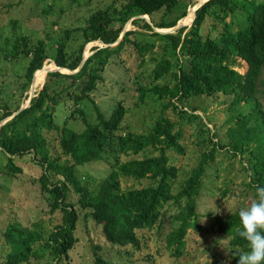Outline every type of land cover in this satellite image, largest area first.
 Returning a JSON list of instances; mask_svg holds the SVG:
<instances>
[{"label": "trees", "instance_id": "16d2710c", "mask_svg": "<svg viewBox=\"0 0 264 264\" xmlns=\"http://www.w3.org/2000/svg\"><path fill=\"white\" fill-rule=\"evenodd\" d=\"M192 1L186 0L182 6L184 9L170 20L160 18L153 21L154 12L161 8L164 12L170 11L179 0H125L116 14L96 12L82 25L62 30L61 36L55 39L52 51L44 40H30L25 35L15 40L13 53L3 52L0 48V54L4 60L18 55L27 58L24 82L20 86V92H24L33 76L32 84L38 85L44 60L49 59L55 66L74 70L81 60L85 43L93 40L112 43L123 23L132 15L146 14L154 27L170 28L185 15V6ZM235 11L242 13L244 24L231 30L225 17ZM206 17L222 22L221 30L213 37L202 32ZM131 23L150 28L143 18H134ZM74 31L81 36L76 46L70 43ZM133 33L134 30L125 31L113 46H92L74 72L47 71L41 87L29 99L28 105L0 125V152L5 158L6 169L18 171L10 156L20 157L25 153L38 156L37 162L41 167L39 189L47 194L49 211L60 212V221L46 235L16 222L7 223L0 243L1 264H39L37 260L44 253L53 260L51 264L65 259L75 240L73 231L80 209L86 211L85 215L100 227L102 237L111 244L128 245L140 250L147 246L149 238L146 232L153 229L157 250L162 247L170 255H178L187 229L198 228L195 223L198 217L196 199L216 148L227 147L224 149L231 156H238L240 161L243 157L245 161L241 168L247 176L244 186L251 188L254 196L255 186H264V117L257 101V83L264 67V0H206L194 10L188 27L181 26L173 34L153 32V35L167 39L159 46L163 52L178 51L186 56L188 70L178 66L172 72V86L157 83L136 86L137 103L145 99H168L161 105L147 131L142 133L119 132V124L126 111L121 101H117L109 115L104 116L91 96L108 59L117 54L125 43L132 41L128 35ZM153 44L142 40L134 42L139 51L148 50ZM237 58L246 63L243 73L233 68ZM172 66L170 58L156 60L151 68L152 80L168 74ZM216 92L231 95L232 110L242 105L248 111H236L229 115L226 122H232L223 138L206 126L204 130L200 128L197 143L203 150L199 151L194 165L177 184L175 155L183 154L184 147L178 141L180 131L173 130L175 122L163 116V110L171 107L177 111L181 121L190 122L197 116L177 109L170 99L175 98L179 102L185 97L209 96ZM61 98V104L69 109L58 128L53 119L55 106ZM85 101L92 103L94 118L91 121L79 106ZM17 107V100L3 98L0 102V122ZM74 114L78 117L79 129L67 124ZM50 130L59 132L58 146L62 159L49 151L43 132ZM206 143L208 147H205ZM109 148H115L117 155L124 158L119 160L114 156L111 169L98 181L96 188H87L76 176L75 167L99 160ZM121 177L140 184L122 188ZM226 191L227 186H224L220 195ZM69 192L75 195L74 200L68 198ZM238 212L239 209H234L223 216L216 211L205 214L217 232L228 236L229 244L235 251L232 253L234 264H238L239 252L248 251L247 243L236 233L240 226ZM94 263L120 264L117 261L105 263L97 255ZM141 264L157 263L148 260Z\"/></svg>", "mask_w": 264, "mask_h": 264}, {"label": "rangeland", "instance_id": "374dc122", "mask_svg": "<svg viewBox=\"0 0 264 264\" xmlns=\"http://www.w3.org/2000/svg\"><path fill=\"white\" fill-rule=\"evenodd\" d=\"M124 1L0 0L1 51L13 53V43L17 38L25 35L30 40H44L47 46H50V51H52L55 39L61 36L62 30L67 27L82 25L86 18L96 12L116 14L121 9ZM185 1L179 0V3L173 6L170 11L164 12V9L161 8L154 12L152 15L153 21L160 18L166 21L170 20L184 9L182 6ZM197 1L193 0L185 6L186 16L179 18L176 21L177 24L189 26V16ZM259 1L262 0H255V2ZM135 16L129 17L120 30L124 32L134 30L133 34L128 35V38L132 41L125 43L117 54L110 56L100 72L101 80L97 83L91 96L104 116L109 115L117 101H121L126 111L119 124V132L142 133L147 131L158 115L161 105L167 102L168 99L167 97L145 99L144 102L137 103L136 86H147L153 83L172 86L174 83L172 72L178 69V66L188 70V65L186 56L181 52L171 53L170 50L163 52L159 46L167 39L159 35H153V32L160 35L173 34L175 31L172 28L155 27L152 29L151 27L147 28L132 24V19L139 18ZM147 19L150 22L144 19L146 23L149 26L150 24L153 25L148 15ZM225 21H229L231 30H234L244 24V17L240 11H235L227 15ZM221 27V21L206 17L202 25V32L213 37L221 30ZM72 34L73 37L70 43L76 46L81 41V36L77 31ZM141 40L153 42V47L139 51L134 42ZM101 45H103L102 42L98 40L85 43L81 57L86 58L92 46L99 47ZM163 57L170 58L173 66L168 74L154 81L152 80L151 68L156 60ZM26 63L27 58L22 55L4 60L0 54V102L3 98H7L8 101L17 100L18 107L27 106L28 97H32L41 87L44 77H41L38 85L32 86L29 82L26 90L20 92V86L24 82L23 72ZM42 66L41 72L55 68L53 62L49 59L44 60ZM233 68L243 73L246 64L242 59L237 58ZM257 88V101L264 117V67L260 73ZM62 98L58 100L54 111L53 122L58 128L61 127L62 120L66 117V112L69 109L67 105L61 104ZM170 100L175 103L177 109L197 116L192 118L190 122L181 121L177 111L171 107L163 110V116L175 122L173 130L180 131L178 141L184 147L183 154L175 155L174 163L178 170L176 182H178L194 165L199 151L203 150L197 143V134H200V128L204 130L206 126L208 130H214L218 137L223 138L224 132L232 122H226L229 115L231 113L235 114L236 111H248V109L238 105L232 110L230 108L231 95L222 92H216L209 96H189L179 102L175 98ZM91 104L88 101L79 104L90 121L94 118ZM67 124L74 129L80 128L76 114L67 121ZM43 134L50 153L62 159L58 146L59 132L50 130L44 131ZM208 146L206 143L205 147ZM224 148H216L213 160L210 161L209 167L202 178L195 205L198 213L195 223L198 228L196 230L187 229L184 236V245L178 255H170V252L162 247L161 250H157L156 236L153 229L146 232L149 240L147 246L140 250H134L128 245L111 244L102 237L100 227L87 214L85 215L86 211L79 210L76 206L79 211L73 231L75 240L67 251V257L55 264H95L94 257L96 255L105 263L117 261L120 264H141L143 261L148 260H153L157 264H234L232 253L235 251L234 247L229 244L228 236L217 232L211 226L210 220L205 214L216 211L220 216H223L234 209L247 207L255 196L251 188L244 186L247 176H245L241 164H244L245 160L243 157L240 161L238 156H231L230 152ZM114 156H117L119 160L124 158L117 155L115 148H109L99 160L76 166L75 174L87 188L94 190L98 181L111 169ZM10 157L13 159V164L18 168V171L6 169L4 166L5 158L0 152V243L3 228L9 222H16L28 229L39 230L43 235H46L60 221V212L58 210L49 211L47 194L39 189L38 177L41 167L37 162L38 156L34 155L33 157L32 154L25 153L20 157ZM179 182L177 184H180ZM139 184L128 178H120L122 188L137 187ZM224 186H227V191L221 196V188ZM68 198L74 200L75 195L69 192ZM1 249L0 245V251ZM45 254L37 260L39 264H51V261L53 262Z\"/></svg>", "mask_w": 264, "mask_h": 264}, {"label": "clouds", "instance_id": "9594fccd", "mask_svg": "<svg viewBox=\"0 0 264 264\" xmlns=\"http://www.w3.org/2000/svg\"><path fill=\"white\" fill-rule=\"evenodd\" d=\"M239 238L247 243L248 251L238 254V264H264V186H255L250 205L239 209Z\"/></svg>", "mask_w": 264, "mask_h": 264}, {"label": "water", "instance_id": "95a60500", "mask_svg": "<svg viewBox=\"0 0 264 264\" xmlns=\"http://www.w3.org/2000/svg\"><path fill=\"white\" fill-rule=\"evenodd\" d=\"M204 1H206V0H198V1H197V4L192 8V10H191V12H192V16H191L190 22H191V20H192V18H193L194 10H195L197 7H199ZM135 17L143 18V19L147 20L148 22H150V21L147 19V15H146V14H138V15H136ZM181 18H182V17H181ZM190 22H189V24H190ZM182 25H184V24H177V23H175V24H174L172 27H170V28H172V30L175 31V29L181 27ZM150 27H151L152 29L155 28V27H154L153 25H151V24H150ZM123 33H124L123 30L120 31V33H119L118 37L115 39V41H113L112 43H107V44H106V43H102L103 45H101V46H106V45L113 46V45H115V44L121 39ZM98 41H99V40H98ZM100 42H101V41H100ZM99 47H100V46H99ZM84 59H85V57L82 56V57H81V60H80V62H79V64H78V66H77L74 70H69V69H66V68H62V67L55 66L54 63H53V65L55 66V68H54V69H49V70H57V71H60V72H63V73H71V72L76 71V70L80 67V65L82 64V62L84 61ZM245 64H246V63H245ZM41 67H42V66H41ZM49 70H46V72L49 71ZM46 72H45V73H46ZM44 75H45V74H44ZM33 78H34V76H33L32 79L30 80L31 85H32V80H33ZM42 83H43V82H42ZM30 97H31V96L28 97V99H27L28 101H29ZM24 107H26V106H20V107H18V108H17L13 113H11L8 117L4 118V119L0 122V125H1L2 123H4L6 120H8L10 117H12L15 113H17V112H19L21 109H23Z\"/></svg>", "mask_w": 264, "mask_h": 264}, {"label": "bare ground", "instance_id": "6f19581e", "mask_svg": "<svg viewBox=\"0 0 264 264\" xmlns=\"http://www.w3.org/2000/svg\"><path fill=\"white\" fill-rule=\"evenodd\" d=\"M191 16H192V12L190 13L189 21H190ZM54 67H55V66H54ZM42 69H43V68H42ZM48 70H49V69H48ZM45 72H46V70H45L44 72H41V74H42V78L44 77ZM32 86H33V84H32Z\"/></svg>", "mask_w": 264, "mask_h": 264}]
</instances>
